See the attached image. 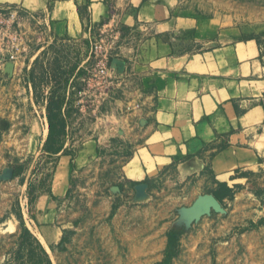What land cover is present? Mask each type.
I'll return each instance as SVG.
<instances>
[{
    "label": "crops",
    "instance_id": "crops-1",
    "mask_svg": "<svg viewBox=\"0 0 264 264\" xmlns=\"http://www.w3.org/2000/svg\"><path fill=\"white\" fill-rule=\"evenodd\" d=\"M9 7L46 43L29 71L54 44L88 41L91 31L120 34L114 79L94 94L89 111L97 123L83 142L104 167L107 189H161L165 179L181 177L189 179L187 189H209L205 195L214 197L225 184L235 197L217 200L220 207L264 189V58L242 27L195 19L175 0H0V10ZM84 63L75 59L62 95L65 147L75 144L70 131L86 110L75 89ZM51 90L39 107L44 144Z\"/></svg>",
    "mask_w": 264,
    "mask_h": 264
},
{
    "label": "rangeland",
    "instance_id": "rangeland-1",
    "mask_svg": "<svg viewBox=\"0 0 264 264\" xmlns=\"http://www.w3.org/2000/svg\"><path fill=\"white\" fill-rule=\"evenodd\" d=\"M175 1L195 19L242 27L264 58V0ZM19 23L13 27L21 32L17 57L0 59V174L18 168L12 181L0 183V264H48L40 246L52 264H264V189L206 213L200 200L209 189H187L190 181L181 177L165 179L161 189H107L104 167L83 145L97 123L89 111L94 94L107 85L96 77L89 37L50 46L29 71L46 43L31 22L20 17ZM80 57L85 63L75 89L86 110L70 131L75 144L65 147L57 134L48 149L42 97L51 85L49 96L63 95ZM61 185L70 192L55 189ZM173 229L179 246L166 262Z\"/></svg>",
    "mask_w": 264,
    "mask_h": 264
},
{
    "label": "built area",
    "instance_id": "built-area-1",
    "mask_svg": "<svg viewBox=\"0 0 264 264\" xmlns=\"http://www.w3.org/2000/svg\"><path fill=\"white\" fill-rule=\"evenodd\" d=\"M20 13L18 9L9 7L0 10V59L8 56L15 59L18 55L17 43L21 39V32L18 29L13 30L15 25L20 27ZM99 37H98V36ZM120 36L107 32L89 33L91 55L95 61L96 77L101 84L111 83L115 75V67L111 64L112 53L114 51V41ZM3 51H7L4 55Z\"/></svg>",
    "mask_w": 264,
    "mask_h": 264
},
{
    "label": "trees",
    "instance_id": "trees-1",
    "mask_svg": "<svg viewBox=\"0 0 264 264\" xmlns=\"http://www.w3.org/2000/svg\"><path fill=\"white\" fill-rule=\"evenodd\" d=\"M64 105V99L62 98V96H56L55 93L51 94V96L49 97V102H48V106H47V113L46 116L48 118L49 121V138L48 141L46 143V147L49 149L50 148V143L51 140L55 135L59 134L60 137H64L65 136V122L64 119L62 117V107ZM60 151H62V149H59L56 153H59ZM18 168H15V176L16 177L18 175L17 173ZM214 197L220 202L223 203V201L225 199H234L235 197V193L232 191V189H228V187L225 184H220V189H218L215 193H214ZM27 233V232H26ZM29 233V231H28ZM30 234V233H29ZM178 237L179 235L177 234L176 230H171L168 234V239H169V243H168V249H167V255H166V262H168L173 256L176 255L177 253V249L179 246V241H178ZM36 243H38L40 245V243L34 239ZM42 248V254L44 256V258L46 259L48 264H52L51 263V259L49 257V254L45 251V249L40 246Z\"/></svg>",
    "mask_w": 264,
    "mask_h": 264
},
{
    "label": "water",
    "instance_id": "water-1",
    "mask_svg": "<svg viewBox=\"0 0 264 264\" xmlns=\"http://www.w3.org/2000/svg\"><path fill=\"white\" fill-rule=\"evenodd\" d=\"M121 65V63H118ZM14 69V65L12 63L7 65V73L12 74ZM15 176V168H5L2 173L0 174V183L1 182H9L14 179ZM146 186H140L138 189H142ZM200 203L202 204L201 207L203 209V212L206 213L210 211L211 209L218 210L220 209V204L218 203L217 199L213 196H205L200 200Z\"/></svg>",
    "mask_w": 264,
    "mask_h": 264
}]
</instances>
